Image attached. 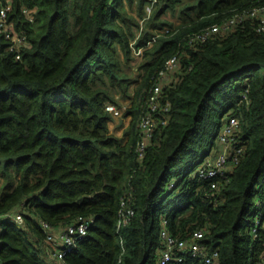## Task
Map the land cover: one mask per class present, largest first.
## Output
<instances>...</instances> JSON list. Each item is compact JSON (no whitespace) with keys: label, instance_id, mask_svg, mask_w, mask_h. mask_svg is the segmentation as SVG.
<instances>
[{"label":"trees","instance_id":"obj_1","mask_svg":"<svg viewBox=\"0 0 264 264\" xmlns=\"http://www.w3.org/2000/svg\"><path fill=\"white\" fill-rule=\"evenodd\" d=\"M9 1V20L30 43L18 59L0 31V217L22 212L24 224L0 220V264H47L40 221L55 229L89 218L66 264H157L164 220L175 235L205 228L219 264L264 261V207L257 240L250 234L256 201L264 204V32L248 24L188 45L192 33L264 0H0V9ZM25 7L36 9L33 21ZM178 8V25L161 21ZM140 19L147 28L133 41ZM140 48L134 78L128 63ZM176 54L185 72L164 87L168 122L139 160L150 90ZM133 83L119 136L106 105L129 97ZM232 109L245 154L215 201L192 172ZM127 201L135 213L118 228Z\"/></svg>","mask_w":264,"mask_h":264},{"label":"built area","instance_id":"obj_2","mask_svg":"<svg viewBox=\"0 0 264 264\" xmlns=\"http://www.w3.org/2000/svg\"><path fill=\"white\" fill-rule=\"evenodd\" d=\"M10 10L11 1L0 9V31L10 41V49L18 52L17 58L20 59L21 50L24 47H28L30 42L27 34L25 32H18L14 22L9 20L8 12ZM148 10L151 11L150 7H148ZM35 11V8H23V12L31 21L34 20ZM248 24L253 25L257 32H264V5H257L236 12L222 23L214 24L192 33L188 38V45L195 47L217 36L222 37L238 29H244ZM155 40L156 38L154 37L151 42ZM135 53L141 56L143 48L135 50ZM184 72L185 70L181 66V57L178 54L167 59L164 67L159 71L147 99V110L139 123L141 135L137 146L139 160H142L144 157L149 142L153 139L157 128L165 126L168 122L171 104L169 101L164 100V87L173 81L178 82L181 78L180 75L184 74ZM246 94L247 91L242 94L241 103L248 99ZM106 109L116 116L123 114V110L118 109L112 103H107ZM231 113H233V109L227 113L223 129L218 134L219 139L221 137L228 145L231 144V147H224L222 153L214 156L208 154L200 165L201 167L199 166L193 175L199 180L210 182L207 197H212V199L215 198V191L220 187V182L230 180L229 174L240 163L245 154V147L240 140L241 120ZM214 200L217 201L216 198ZM255 205L254 216L257 219L253 221L250 234L252 235V239L257 240L259 228L263 223L264 204L261 200H257ZM134 213V208L130 203L128 201L127 203L123 202L118 228L128 225ZM0 220L13 221L18 225L24 224L22 212H17L15 215L11 213L1 216ZM40 222L46 234L43 245L45 250L43 256L46 258L47 264H66L65 255L78 247L79 241L88 234L89 227L95 222V219H81L55 229L43 220ZM160 239L162 247L159 251L157 264H187L190 261L194 264H219L220 262L219 248L209 242L205 228H196L185 233V235H175L168 230L167 220H164L160 230ZM121 244H124L123 240H121ZM259 264H264V261L259 262Z\"/></svg>","mask_w":264,"mask_h":264},{"label":"rangeland","instance_id":"obj_3","mask_svg":"<svg viewBox=\"0 0 264 264\" xmlns=\"http://www.w3.org/2000/svg\"><path fill=\"white\" fill-rule=\"evenodd\" d=\"M187 0H184V2H186ZM136 6L137 5H133L132 8H130L128 5H127V8L130 10V13L136 15L137 12H136ZM181 6V5H180ZM151 7V6H150ZM152 10V7L150 8ZM178 11H179V8L177 9V11L174 13V12H167L166 14H163L162 15V18L163 20L161 19V21H168L169 23L173 24V25H178L181 21L179 20V17H178ZM144 28H147V24L144 22H141V19H140V26L138 27H135L133 30H134V34H135V38H133L132 40L134 41L139 35L140 33L142 32V30ZM136 54V53H135ZM135 57L137 58H134L132 61H130V63H128L130 65V68L128 69L130 72H133L134 75L133 77H137V72L139 71V66H140V62H141V56L139 57V55H135ZM123 58V57H122ZM137 87V83H133V84H130L129 86V97H122L120 94L117 95V98L119 99V103L115 104L117 106L118 109H121L124 110L126 108H128L130 105H131V99H130V96L133 94L135 88ZM114 123H112V130L113 132H115L116 134H118L119 136H122L123 133H124V130H125V127H126V124H127V121H128V118H125L122 114L121 115H114ZM227 119V114H224V116L222 117V128L220 129V133L223 129V125L225 124V121ZM116 124V125H115ZM121 125H124V126H121ZM224 147H231V144H227L226 142H224L221 137L219 139V136H218V139H216V142H214L212 144V147H211V150L210 152L208 153L209 155H216L218 153H222L224 151ZM227 150H229V148H227ZM207 152V148H204L200 154H199V157L197 159V162L196 164L194 165V170L192 172V175L195 174L196 170L198 169V167L202 164V162L204 161V158L207 156H204V154ZM204 156V157H203ZM201 167V166H200ZM175 191L172 193V195H175ZM171 195V197H172ZM19 209V208H18ZM16 213H14L15 215ZM256 216L253 217V220H256ZM43 244V243H42ZM44 248L42 249V256L44 255ZM46 253V252H45Z\"/></svg>","mask_w":264,"mask_h":264}]
</instances>
